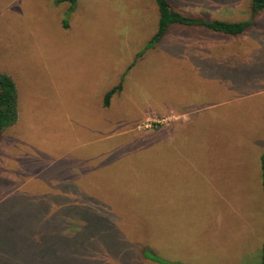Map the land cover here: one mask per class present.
Segmentation results:
<instances>
[{"label":"rangeland","instance_id":"374dc122","mask_svg":"<svg viewBox=\"0 0 264 264\" xmlns=\"http://www.w3.org/2000/svg\"><path fill=\"white\" fill-rule=\"evenodd\" d=\"M167 1L250 21L230 36L243 45L168 25L146 47L153 0H0V73L19 94L0 140V264L259 263L264 15Z\"/></svg>","mask_w":264,"mask_h":264},{"label":"trees","instance_id":"16d2710c","mask_svg":"<svg viewBox=\"0 0 264 264\" xmlns=\"http://www.w3.org/2000/svg\"><path fill=\"white\" fill-rule=\"evenodd\" d=\"M72 4L73 0H68ZM156 6L158 18L157 26L154 34L147 42L146 47H151L159 40V38L165 32L168 25H177L181 27L198 26L205 28L206 30L214 33L221 34L223 36H236L243 35L247 32V27L250 21H227V20H212L205 22L202 20L190 19L183 16L179 12L173 9L172 4L167 0H153ZM176 8V7H175ZM245 9H248L249 18L253 19L260 15H264V0H246ZM120 83L110 88L102 97V106L108 107L109 100L114 93L119 92ZM18 93L14 81L10 76L5 73H0V140L1 133L4 129L14 125L17 118V99ZM260 161V178H261V190L264 196V152L259 156ZM264 234V225L263 230ZM157 260H160L156 257ZM258 264H264V243L260 250V260Z\"/></svg>","mask_w":264,"mask_h":264},{"label":"crops","instance_id":"0c3cea01","mask_svg":"<svg viewBox=\"0 0 264 264\" xmlns=\"http://www.w3.org/2000/svg\"><path fill=\"white\" fill-rule=\"evenodd\" d=\"M199 29H202L201 27H198ZM180 29V28H178ZM181 29H185V31H190L192 33H194L193 35H195V33H199L197 34L198 38H196V43H200V44H203L202 42H208L210 43L211 45H214V46H217L219 48H222V47H226V48H236L238 46H242L244 42L241 41L242 38H238V39H234L232 37H228V36H223L221 34H218V33H214V32H210L208 30H201V31H198L196 30V27H184V28H181ZM188 33V32H186ZM214 33V34H213ZM208 36H211L208 38ZM223 36V37H222ZM244 38V37H243ZM230 46V47H229ZM116 94V93H114ZM113 94V95H114ZM112 95V96H113ZM18 101H19V94H18ZM105 108V107H104ZM163 118H157V120H154L155 123H162L163 121ZM79 233L81 232H69V233H65L63 234L65 237L67 236L68 239H71V238H74L76 237L77 235H79ZM55 236V238L57 240H59V237H60V234L59 233H54L53 234ZM43 234L41 232H38V236H35V243L33 245V247H31L30 249H35V250H39L42 248V245H43V241H41L43 239ZM59 242V241H58ZM53 248H56V242L53 243ZM241 259H239L238 261H240ZM35 264H39V261L37 259H35L34 261ZM42 264H49L47 263L46 261H44Z\"/></svg>","mask_w":264,"mask_h":264},{"label":"built area","instance_id":"2783aa9c","mask_svg":"<svg viewBox=\"0 0 264 264\" xmlns=\"http://www.w3.org/2000/svg\"><path fill=\"white\" fill-rule=\"evenodd\" d=\"M161 121H164V120H161Z\"/></svg>","mask_w":264,"mask_h":264}]
</instances>
